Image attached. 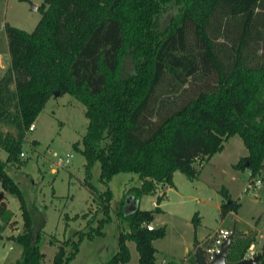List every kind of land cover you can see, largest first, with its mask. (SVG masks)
Returning <instances> with one entry per match:
<instances>
[{"label": "trees", "instance_id": "16d2710c", "mask_svg": "<svg viewBox=\"0 0 264 264\" xmlns=\"http://www.w3.org/2000/svg\"><path fill=\"white\" fill-rule=\"evenodd\" d=\"M38 8L41 16L30 31L5 23L10 64L0 77V123L16 132L0 126V147L7 153L0 157V239L16 221L8 190L18 197L22 216L21 231L6 236L22 246L14 264L46 263L40 227L6 165L19 161L30 124L56 92H69L85 105L86 130L81 146H73L86 159V178L100 162L105 189L86 178L82 184L99 198L105 216L97 227L77 230L76 239L59 244L49 264H69L84 235L103 232L113 196L108 181L118 171L139 174L141 184L129 191L139 199L158 182L174 185L175 169L196 177L200 168L194 163L208 160L238 133L248 154L235 165L249 167L251 178L261 176L264 184V0H43ZM164 195L152 208L125 213L123 202L114 208L129 229L119 233L118 249L106 264L129 260V238L139 264H157L153 240L165 227L147 224L162 211ZM223 195L220 214L236 213L240 202ZM254 237L237 231L226 259H242ZM256 254L255 264H264V240ZM186 260L196 264L194 253Z\"/></svg>", "mask_w": 264, "mask_h": 264}, {"label": "rangeland", "instance_id": "374dc122", "mask_svg": "<svg viewBox=\"0 0 264 264\" xmlns=\"http://www.w3.org/2000/svg\"><path fill=\"white\" fill-rule=\"evenodd\" d=\"M43 0H0V77L10 64L5 33V23L30 31L41 16L38 6ZM33 5H37L34 8ZM130 67L131 61L127 60ZM13 87V84L11 85ZM85 105L69 92L52 95L37 115L35 127L27 130L23 139L19 161H10L7 172L18 183L28 207L33 211L34 222L40 227L39 247L45 253L44 262L49 264L58 245L66 239H76L77 230H92L99 224L104 213L99 208V198L92 197L82 184L86 178V159L73 146L85 133L88 118L84 114ZM3 131L16 132L8 124L0 123ZM248 148L242 137L235 133L224 140L223 146L208 160L196 161L200 168L198 175L189 178L180 169L172 174L174 185L167 189V197L160 202L162 211L156 213L153 226H164L165 234L153 240L156 247L157 264H182L187 262L189 248L211 243L215 230L226 227L241 232L247 229L254 234L253 248L257 251L264 240V184H252L249 167L235 164ZM7 153L0 147V157ZM63 161L59 163V159ZM100 162L90 167L86 178L99 190L105 184L99 180ZM261 176H254L253 179ZM140 176L133 171H118L108 181L112 190L110 216L101 225L102 233L92 237L84 235L77 252L69 264H106L118 249V235L129 229L128 221L117 215L114 208L119 205L133 186L140 185ZM157 188V189H156ZM2 185L0 181V191ZM162 184L158 182L153 191L140 196L141 208H152V200L162 194ZM240 202L238 211L220 214L219 205L224 200L223 192ZM160 192V193H159ZM159 193V194H158ZM9 208L13 212V225L6 226L4 237L0 239V264L15 263L20 257L22 246L7 238L22 229L20 202L15 193L4 190ZM156 202V201H155ZM255 227V228H253ZM77 231V232H76ZM260 232V233H259ZM130 258L122 264H139L135 241L126 240ZM196 246L190 251L194 253ZM69 251L71 244L65 246ZM165 260V261H163Z\"/></svg>", "mask_w": 264, "mask_h": 264}, {"label": "water", "instance_id": "95a60500", "mask_svg": "<svg viewBox=\"0 0 264 264\" xmlns=\"http://www.w3.org/2000/svg\"><path fill=\"white\" fill-rule=\"evenodd\" d=\"M34 8H37V5H33ZM58 94L57 92L55 93ZM136 208V207H135ZM134 207L125 211L128 213L135 209ZM237 231L235 226L231 230L230 234L222 241L220 244V250L215 253L214 257L211 260H206L204 255V246L198 245L194 252L196 264H255L259 260V254H255L253 257H243L238 261H228L226 259L227 249L230 245L231 239L236 235Z\"/></svg>", "mask_w": 264, "mask_h": 264}, {"label": "built area", "instance_id": "2783aa9c", "mask_svg": "<svg viewBox=\"0 0 264 264\" xmlns=\"http://www.w3.org/2000/svg\"><path fill=\"white\" fill-rule=\"evenodd\" d=\"M35 127L34 122L30 124L29 126V130L33 129ZM20 154H24V152H20ZM63 161L62 158L59 159V163H61ZM250 181L252 182V184H247L245 187V190H249L251 185L253 186H257L259 184H262L263 181L260 178L257 179H253L251 178ZM148 228H152L153 225L151 223L147 224ZM231 229L230 228H226V227H218L214 234L212 235V242L208 243L206 246H204V255L206 260H211L215 253L218 252L220 250V244L222 243V241L230 234ZM257 250L255 248H253L252 245L249 246V248L246 250L245 254L243 257H253L256 254ZM122 264V263H120Z\"/></svg>", "mask_w": 264, "mask_h": 264}, {"label": "crops", "instance_id": "0c3cea01", "mask_svg": "<svg viewBox=\"0 0 264 264\" xmlns=\"http://www.w3.org/2000/svg\"><path fill=\"white\" fill-rule=\"evenodd\" d=\"M5 33H6V32H5ZM6 39H7V36H6ZM7 46H8V41H7ZM8 51H9V50H8ZM9 59H10V55H9ZM8 66H9V65H8ZM8 66H7V67H8ZM6 69H7V68H6ZM4 72H5V71H4ZM4 72H3V73H4ZM3 73H2V74H3ZM141 182H142V180L140 179V184H141ZM170 187H171V186H169V185H162V190H161V192H163V191L165 192L164 198H163L162 200H165V198L167 197V193H166V191H167V189L170 188ZM156 189H157V188H156ZM159 193H160V192H159ZM159 193H158V194H159ZM127 195H128V197H127V198L125 197V199L123 200V209H124V212H125V213H127V212L125 211V209H126V210H129V209L132 208V207H134V208L137 207V206L140 207V205H139V201H140V199H135L131 192H129ZM154 203L156 204L155 200H152V204H154ZM219 207H220V205H219ZM227 214H228V213H227ZM227 214H226V215H227ZM155 215H156V214H155ZM226 215H225V216H226ZM153 220H154V219H153ZM153 220H152V221H153ZM151 224H152V222H151ZM253 228H255V227H253ZM4 230H5V229H4ZM4 230H3V231H4ZM241 232H248V231H247V229H243ZM259 233H260V232H259ZM260 235H264V233H260ZM153 243H154V242H153ZM196 243L199 244L197 241H195L193 247H192L191 249L189 248L188 254H189L190 251L194 248V246L197 245ZM251 245H252V244H251ZM252 246H253V245H252ZM196 247H197V246H196ZM137 252H138V251H137ZM187 256H188V255H187ZM156 259H157V255H156ZM163 261H165V260H163ZM182 264H187V262L185 261V262H183Z\"/></svg>", "mask_w": 264, "mask_h": 264}]
</instances>
